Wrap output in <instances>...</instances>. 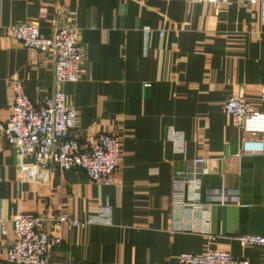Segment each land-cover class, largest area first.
I'll return each instance as SVG.
<instances>
[{"label":"crops","instance_id":"1","mask_svg":"<svg viewBox=\"0 0 264 264\" xmlns=\"http://www.w3.org/2000/svg\"><path fill=\"white\" fill-rule=\"evenodd\" d=\"M262 14V5L238 2L0 0V121L10 116L13 82L37 105L55 88L53 52L23 48L11 28L31 23L48 35L75 24L84 63L80 80L63 87L66 104L78 111L73 136L83 148L99 134L122 140L111 186L57 170L45 183H29L21 182V162L0 135V264H8L20 212L87 220L99 207L111 208L112 225L62 227L63 244L49 264H179L183 253L210 249L260 264L263 249L237 238L264 235V155L238 154L242 137H263L264 124L240 134L224 106L244 98L264 112ZM170 129L183 134L182 154L168 140ZM196 157L211 159L203 200L212 203L215 239L169 232L172 175Z\"/></svg>","mask_w":264,"mask_h":264},{"label":"built area","instance_id":"2","mask_svg":"<svg viewBox=\"0 0 264 264\" xmlns=\"http://www.w3.org/2000/svg\"><path fill=\"white\" fill-rule=\"evenodd\" d=\"M158 1L169 4L173 0ZM203 2L215 7L232 2L260 4L264 27V0H192L193 4ZM69 15L73 18L77 13L71 12ZM145 32H150V29L146 28ZM11 34L23 48L53 52L55 58V88L44 103L35 104L27 95L23 83L15 81L10 116L0 121L1 137L15 150L21 162V182L45 183L53 170L82 171L91 182L111 186L113 176L122 164V140L112 134H99L89 147L83 148L73 136L77 129L78 111L66 104L63 90L64 85L80 80L84 53L79 28L75 24H65L43 35L39 26L20 23L11 28ZM260 100L264 103V90ZM224 111L231 116L232 124L240 134L250 131L254 125L264 124V112L257 110L244 98L229 100ZM168 140L173 144L176 154L184 152L182 133L170 129ZM256 154L264 155V136L259 137L256 132H250L242 137L238 157L241 159ZM211 173V159L207 157L193 158L173 173L169 232L215 239L210 230L212 203L203 200L204 179ZM93 212L95 215L87 220L64 212L48 218L27 211L20 212L12 220L14 242L7 251L8 264H49L53 248L63 244L59 231L64 226L85 230L95 225H112L111 208L99 207ZM47 224L51 229L46 227ZM4 226L5 221L0 220L2 235L6 234ZM237 240L242 246L264 251V235L244 234L238 236ZM179 264L255 263L237 259L225 251L210 249L202 254L183 253ZM260 264H264V253Z\"/></svg>","mask_w":264,"mask_h":264}]
</instances>
